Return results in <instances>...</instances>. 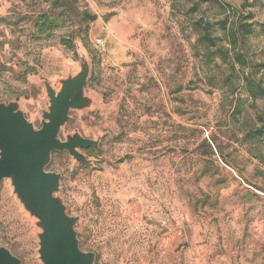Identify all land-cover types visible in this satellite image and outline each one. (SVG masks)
I'll use <instances>...</instances> for the list:
<instances>
[{
  "label": "rangeland",
  "instance_id": "374dc122",
  "mask_svg": "<svg viewBox=\"0 0 264 264\" xmlns=\"http://www.w3.org/2000/svg\"><path fill=\"white\" fill-rule=\"evenodd\" d=\"M83 10L96 18L71 49ZM81 52L94 107L60 138L101 140L82 149L93 163L55 151L47 169L95 264H264V98L249 81L264 87V0H0V102L36 128L43 81L59 90ZM39 231L4 179L0 245L41 264Z\"/></svg>",
  "mask_w": 264,
  "mask_h": 264
},
{
  "label": "water",
  "instance_id": "95a60500",
  "mask_svg": "<svg viewBox=\"0 0 264 264\" xmlns=\"http://www.w3.org/2000/svg\"><path fill=\"white\" fill-rule=\"evenodd\" d=\"M79 58V72L60 79L59 90L50 81H43L49 105L42 111L40 128L26 117L18 101L0 102V186L4 179L10 180L20 204L36 218L41 264H95L96 259L94 251L81 247L76 230L79 217L68 212L64 198L59 195L62 173L47 169L55 151H67L77 162L93 163L82 149L96 147L101 140V136L94 139L80 132L60 138L72 110L94 107L95 99L86 92L92 64L83 52ZM0 264L23 262L0 245Z\"/></svg>",
  "mask_w": 264,
  "mask_h": 264
},
{
  "label": "trees",
  "instance_id": "16d2710c",
  "mask_svg": "<svg viewBox=\"0 0 264 264\" xmlns=\"http://www.w3.org/2000/svg\"><path fill=\"white\" fill-rule=\"evenodd\" d=\"M75 9L77 11V8H75ZM81 14L83 15L84 19H83V22L81 24H76L77 28H75V30H74V33H75L74 37L73 38H63L64 44L71 49L75 48V37H79L83 40H85L87 38L86 31L89 27V24H90V22H92L96 18V14H92L88 10H83V12ZM43 22L41 25H44ZM41 27H42L41 30H43V26H41ZM205 39L210 40L212 38L209 34H206ZM249 81H250V85H252L251 87L253 89V93L254 94H260V96L262 98H264V87L259 85V84H254L252 79H249ZM260 120H261V126L258 128V134H263V132H264V117L260 116ZM96 259H98V257Z\"/></svg>",
  "mask_w": 264,
  "mask_h": 264
},
{
  "label": "built area",
  "instance_id": "2783aa9c",
  "mask_svg": "<svg viewBox=\"0 0 264 264\" xmlns=\"http://www.w3.org/2000/svg\"><path fill=\"white\" fill-rule=\"evenodd\" d=\"M97 41H98L99 44L103 43V40L101 38H99Z\"/></svg>",
  "mask_w": 264,
  "mask_h": 264
}]
</instances>
